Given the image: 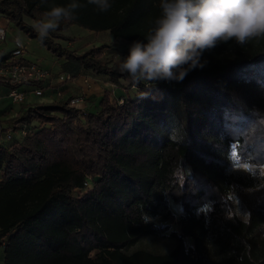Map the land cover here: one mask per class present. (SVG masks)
I'll return each instance as SVG.
<instances>
[{
	"label": "trees",
	"instance_id": "1",
	"mask_svg": "<svg viewBox=\"0 0 264 264\" xmlns=\"http://www.w3.org/2000/svg\"><path fill=\"white\" fill-rule=\"evenodd\" d=\"M110 3L107 12L80 9L76 21L61 23L43 44L74 70L127 77L100 61L109 44L76 53L54 40L75 23L146 43L159 0ZM47 10L40 0H0V13L34 38L23 16L37 21ZM117 53L123 58L129 51ZM202 59L205 67L182 82L141 83L139 94L121 103L106 89L96 112L71 106L69 97L22 111L17 123L35 121V130L0 142L3 264H264V193L244 219L217 201L218 194L255 184L228 170L234 147L241 158L264 157V40L221 44ZM202 180L217 193L209 205ZM171 200L182 207L176 219ZM157 216L177 222L179 232H169L173 249L127 252L142 235L168 228L152 220Z\"/></svg>",
	"mask_w": 264,
	"mask_h": 264
},
{
	"label": "clouds",
	"instance_id": "2",
	"mask_svg": "<svg viewBox=\"0 0 264 264\" xmlns=\"http://www.w3.org/2000/svg\"><path fill=\"white\" fill-rule=\"evenodd\" d=\"M40 4L49 9L33 23L41 44L61 23L76 21L87 5L98 12L112 7L110 0ZM158 7L159 15L144 34L146 43L134 41L117 66L133 86L182 82L191 71L205 67V52L230 42L246 47L264 40V0H159ZM17 44L22 46L19 37Z\"/></svg>",
	"mask_w": 264,
	"mask_h": 264
},
{
	"label": "rangeland",
	"instance_id": "3",
	"mask_svg": "<svg viewBox=\"0 0 264 264\" xmlns=\"http://www.w3.org/2000/svg\"><path fill=\"white\" fill-rule=\"evenodd\" d=\"M3 17L6 16L4 14H0V24H3L5 26L6 35L4 39H0V48H3V50L6 53H8L14 47V43L12 42L13 38L17 36L24 43V52L22 54L23 57H26L30 61L39 64L44 69L50 70L51 76L54 72H59V71L60 72L56 74L57 77L59 74L66 75L67 70H70L71 68V67H67L68 69H66L64 67L65 64L63 62L66 57L55 54L53 51L49 50L44 44H41L37 38L30 37L24 30H22L20 27L16 25L13 19L8 18L7 22H5ZM23 19L27 24H30L32 26L33 23L35 22V20L28 15H24ZM59 32L61 36L56 37L54 40H56V42L59 43L63 48L65 49L67 48L70 51H75L76 53L83 52L90 46L100 45L103 43L109 44L108 48L103 49L104 53L100 57V61L102 63H106L108 65L114 66L117 69H118L117 67L118 63L121 58L117 52L123 50L129 51V47L132 44V42H130L129 40L123 37L122 38L114 37L109 30L92 31L80 24L77 25L75 23L66 24L65 27L62 28ZM124 79L125 80L122 83V88L124 89V93L128 94L126 95L127 97L126 96L125 97L130 98L138 95V91L140 90L139 87L132 86L131 84H129L127 78ZM66 81H68V79ZM66 81H62V82H66ZM44 87L45 85L43 86V90ZM129 87L131 88L127 90ZM1 90L5 92L6 88L0 85V91ZM46 92L47 91H45V93ZM78 95H82V94H78ZM113 96L110 94V97L115 98ZM125 97L119 96L116 100L119 101V103H121L120 100ZM99 101L100 100H97L96 106L97 104L99 106ZM1 104L2 102L0 101V105ZM40 104H48V103L44 102ZM40 104L31 103L30 106H36ZM27 107H29L28 104L24 105L23 110H26ZM97 109H98L97 107H93L91 111L96 112ZM13 123H17V120L13 121ZM18 124L22 125L20 123ZM27 125L28 126L22 125L21 127L24 128L26 131L29 127V130L31 132L35 130V128L37 127V123L35 121H32ZM0 126L10 127L13 126V124L10 125V123H6ZM13 132H14L13 134L14 136L9 140H12L14 138L16 139V141H20L21 138L25 135L22 131H19V128ZM170 134L176 135L174 134V132H170ZM236 152H237L236 148L234 147L231 152L232 163L228 166V170L231 172L240 173V174L244 173L252 176L255 183L253 186H244V185L236 186L234 187L235 189L233 193L229 194L228 197H224V198H222L219 194L217 195V193H215V191H213L212 189L211 190L208 189V184L203 180L200 182V184H198V186L199 187L201 186L203 188V198L205 199L204 203L206 204L208 203L207 205L211 204L213 202V197L217 195L218 203H221L226 210L235 212L236 214H238V216L244 219L247 217L246 215L248 209L254 204L255 200H257V198L262 193H264V157H261V153H257L255 155H252L253 157L241 158L239 156L241 154L239 153L238 155ZM89 178L91 177H88V180ZM90 182L92 183L93 180ZM193 190L197 191V189L194 188ZM187 199L191 200V198H187ZM168 203H169L168 205H170L172 212L174 213V219H176L178 215L183 212L182 207L180 206V204L174 202L173 200L169 201ZM152 220H154L158 225L168 223L169 226L165 230H160L157 233L142 235L141 237H139V239H137L136 241L132 242V244H129L127 246L126 248L127 252H132L135 249H144V250L147 249L155 253H160V252H170L173 249L174 239L169 235L170 234L169 232L174 229L176 230V232H179V227L177 225V222L175 220L173 222L163 221L158 216L154 217ZM185 239H186V245L188 246L191 239L189 237L188 238L185 237ZM92 255H95V252H92ZM3 262H4L3 247L0 246V263L3 264Z\"/></svg>",
	"mask_w": 264,
	"mask_h": 264
},
{
	"label": "crops",
	"instance_id": "4",
	"mask_svg": "<svg viewBox=\"0 0 264 264\" xmlns=\"http://www.w3.org/2000/svg\"><path fill=\"white\" fill-rule=\"evenodd\" d=\"M1 14V13H0ZM5 22H7L8 18L3 17ZM3 25V24H0ZM4 26V25H3ZM11 50L6 53L3 48H0V58H8L10 57ZM25 61H30L26 57H24ZM67 59H64L65 68L71 67L70 70H67L66 74L69 73L71 77L66 82H61L58 80L56 74L59 72H54L50 79H45L42 83L44 87L43 93L40 96H37L33 93V86L25 84L21 86L22 89L26 90V101L24 103H15L10 101L8 97L9 86L5 84H0L5 87L6 90L0 91V101L2 104L0 105V125H4L6 123L15 124L14 131L19 128V131H22V125L18 123H13L17 119V117L24 111V105L31 103H52L54 100L68 99V97L72 95L83 94L85 95V99L83 103H81L78 108L81 110L86 109L91 111L93 107L99 108L98 104L96 106L97 100H100L104 95V91L107 89L109 93L115 97L116 99L119 96L125 97L128 95L124 93V89L122 88V83L127 77H119L117 81H113L109 79L106 74L103 73H94L90 69L79 68L78 70H74V67L69 64H66ZM110 64V63H109ZM131 84V83H129ZM132 85V84H131ZM133 86V85H132ZM129 87L127 90H129ZM32 90V91H31ZM45 91H47L45 93ZM139 94V91H138ZM127 97V96H126ZM24 104V105H23ZM15 119V120H14ZM14 134V132H13ZM14 136V135H13ZM7 142V141H6Z\"/></svg>",
	"mask_w": 264,
	"mask_h": 264
},
{
	"label": "built area",
	"instance_id": "5",
	"mask_svg": "<svg viewBox=\"0 0 264 264\" xmlns=\"http://www.w3.org/2000/svg\"><path fill=\"white\" fill-rule=\"evenodd\" d=\"M6 35V28L0 25V39H4ZM17 36L12 40L14 47L10 52V57L1 59L0 58V79L6 82L9 86L8 97L15 103H24L26 101V90L22 89L21 86L28 84L33 86V93L40 96L43 93V85H36L33 82L41 81L50 78L51 71L44 69L39 64L32 61L23 60L24 43L22 46L17 44ZM71 75L59 74L58 79L66 81ZM85 96L73 95L69 97V104L74 107H78L83 103ZM122 102V99L120 100ZM14 126L1 127L0 126V142L9 141L13 137ZM22 132L25 134L26 130L22 128ZM0 246L4 248V241L0 240ZM1 264V263H0Z\"/></svg>",
	"mask_w": 264,
	"mask_h": 264
}]
</instances>
